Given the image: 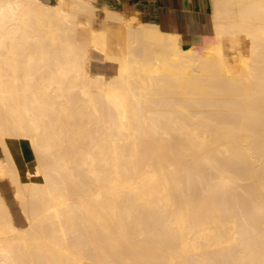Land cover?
<instances>
[{"label":"bare ground","instance_id":"1","mask_svg":"<svg viewBox=\"0 0 264 264\" xmlns=\"http://www.w3.org/2000/svg\"><path fill=\"white\" fill-rule=\"evenodd\" d=\"M211 1L185 43L97 0H0V181L25 217L0 189V264H264V0Z\"/></svg>","mask_w":264,"mask_h":264},{"label":"crops","instance_id":"2","mask_svg":"<svg viewBox=\"0 0 264 264\" xmlns=\"http://www.w3.org/2000/svg\"><path fill=\"white\" fill-rule=\"evenodd\" d=\"M97 2L115 10L125 11L128 15H137L143 20L157 21L168 30L180 31L186 43L199 41L203 34L211 30L209 27L211 0H97ZM98 12L99 16L104 13L101 8ZM92 56V65L101 67L96 52ZM109 68L111 69V65L104 66L103 69L109 72Z\"/></svg>","mask_w":264,"mask_h":264},{"label":"rangeland","instance_id":"3","mask_svg":"<svg viewBox=\"0 0 264 264\" xmlns=\"http://www.w3.org/2000/svg\"><path fill=\"white\" fill-rule=\"evenodd\" d=\"M100 8L103 10V5H100ZM130 16L132 18H138V19L140 18L137 15H130ZM140 20H143V19L140 18ZM210 32H211V30H210ZM240 38L238 39L239 42L236 40L238 42V44L235 42L233 43V46H231L232 43L230 44L231 47L229 46V49H230L231 56H232V54L234 56L237 50H240L245 54L248 53V49H249L248 38H246L244 35H241ZM91 54L94 55L93 50H91ZM111 70L112 71L114 70V65H111V69L109 68V72H112ZM26 140L27 139H21V141H20L22 152H23L26 160H34V158H35L34 150L31 146L29 140H27V141ZM0 155H1V148H0ZM11 186L12 185L7 180H1L0 181V189L3 192L4 196L6 197L8 203L10 204V207L14 213L15 219L16 220L18 219L17 222L18 223L20 222L19 224H25V217L22 215V212H21L20 207L18 205V201L16 200V198L13 195V189L11 188Z\"/></svg>","mask_w":264,"mask_h":264}]
</instances>
